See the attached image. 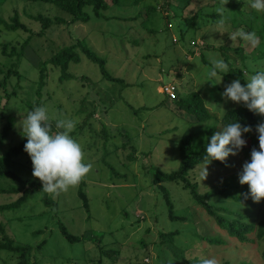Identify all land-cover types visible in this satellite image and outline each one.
I'll return each mask as SVG.
<instances>
[{
	"label": "rangeland",
	"instance_id": "374dc122",
	"mask_svg": "<svg viewBox=\"0 0 264 264\" xmlns=\"http://www.w3.org/2000/svg\"><path fill=\"white\" fill-rule=\"evenodd\" d=\"M241 1L243 6L236 16L253 11L248 7V0H145L137 5H111L104 13L110 17L109 20L60 24L44 33L35 17L38 13L52 18L66 17L55 6L25 0H6L2 4L0 15L4 19L8 20L17 13L19 22L29 29L28 32L20 29L9 31L0 24V80L13 65L12 69L20 75L8 76L12 82L8 86L10 98L0 89V115L3 112L15 120L11 137L3 148L23 142L19 121L31 108L39 106L36 104L39 101L49 113L53 131L56 130L55 120L59 118L73 119L79 124L76 127L81 126L79 130L74 128L72 136L81 144L85 162L92 165L90 172L77 185L58 192L59 195L49 193L59 203L55 213V210L45 206L43 194L38 192L19 210L0 214L1 219L11 220L10 235L18 244L33 248L42 245L41 251L36 252L37 264H98L96 261L99 259L102 264H143L147 263L145 259L150 260L149 264H159L158 251L153 245V241L159 240V231H170L176 227L185 229L180 222L167 220L158 190L149 183L154 174L146 167L165 168L166 172L176 169L181 136L186 133L193 135L199 148L222 127L216 119L198 123L194 115L179 109L178 98L192 91L198 92L207 108L221 119L225 109L236 106V103L221 96L225 85L233 81L226 78L233 61L236 69H243L244 78L264 68V57L258 51L260 37L256 31L258 39L255 46L229 39L231 34L248 32L249 29L245 25L235 29L241 21L234 23L231 20L234 17L231 4L238 5ZM193 17L196 21L191 26ZM221 17L224 24L218 27ZM79 40L104 58L107 69L115 78L122 79L123 84L103 80L99 67L83 56L80 63L70 65V73L76 79L65 82H60V70L53 71L52 65L47 64V75L41 88V65L64 47L78 45ZM3 45L8 46V54L3 53ZM13 47L20 56L10 55ZM236 48L244 50L243 62L240 61V54L235 52ZM211 58L228 60L227 70L216 78L209 76ZM178 73L180 76L174 78V74ZM169 81L175 82L177 87L178 92L173 97H167L162 92V85ZM37 91H40V96ZM6 123V117L0 119V131ZM104 126L107 127V134L102 135ZM164 129H169V132L159 135ZM126 133L128 136H125ZM129 137L138 148L134 162H128L124 148L114 151L123 147ZM236 157L241 159L242 166L250 160L244 154ZM106 164L113 166L116 174H125L126 177L118 179ZM233 165L239 181L242 166ZM11 167L24 178L41 183L32 175L27 153L15 158ZM219 171L214 169L210 172L213 176L211 181L202 185L204 191L219 189L226 184L215 175ZM81 184L85 185L90 211L83 207L78 197V186ZM11 185L10 179L0 180V188L8 189ZM207 185L210 186L205 188ZM174 190L175 199L182 202L181 207H188L187 193L179 186ZM239 192L246 194L241 190ZM16 199L10 193L0 194V205L13 203ZM254 203L256 207L253 209L243 207L252 220L258 214L264 215V200ZM192 211L200 213L196 209ZM205 218L202 215L196 220L200 219V224H197L200 234L218 235L219 231L209 226ZM58 221L65 224L73 235L82 237L86 233L87 237L82 242L71 244L55 225ZM39 230L43 233L33 235ZM145 235L147 249L138 247ZM193 246H188L192 253L200 255L204 252L205 258L215 257L217 264L224 259H234L236 264L244 258L254 262L255 257H260L264 239L258 246L246 247L253 249L252 252L241 251L240 246L232 244L222 247L205 243L202 252ZM147 253L150 257H144ZM160 258H163L162 253ZM17 261V256L0 253V264H17Z\"/></svg>",
	"mask_w": 264,
	"mask_h": 264
},
{
	"label": "trees",
	"instance_id": "16d2710c",
	"mask_svg": "<svg viewBox=\"0 0 264 264\" xmlns=\"http://www.w3.org/2000/svg\"><path fill=\"white\" fill-rule=\"evenodd\" d=\"M6 0H0V7L4 4ZM27 2H42L46 4H51L55 6L59 12L66 15V17H50L45 16L41 13L35 17V20L39 21L42 25L41 32H45L54 26L60 24L74 25L78 23L87 24L93 19H102L109 20L110 17L105 16V12L109 10L111 5L115 6H127V5H137L142 3L145 0H25ZM232 5L231 13L234 14V17H231V20L235 23L236 21H241L238 25L235 26V29H240L242 25L247 26L248 31H256L260 37V43L258 46V51L260 55L264 57V12H250L245 15L241 12V15H238L237 12H240V8L243 6L241 1L238 5ZM239 20V17H241ZM18 14L16 13L14 17L6 20L0 15V24L6 27L9 31H18L23 30L28 32L29 29L19 22ZM196 17H193L190 21L191 26H194ZM238 43L241 41L239 38ZM194 42V40H192ZM242 42V41H241ZM194 45V44H193ZM24 48V47H23ZM4 54H8V46L3 45L2 49ZM228 51V50H226ZM236 53L240 54V61L245 60L244 50L242 48H236ZM18 55L16 47H13L10 51V55ZM86 57L89 61L95 63L102 74L103 80H108L113 83L123 84L122 79L115 78L112 73L107 69V61L97 55L89 46L83 41L79 40L78 45L64 47L58 53H56L51 59L41 65V85L43 86V80L46 74V65H52V70H60V82H65L70 79H76V76L70 73V65L78 64L81 62L82 57ZM207 63V61H204ZM228 62V60L226 61ZM230 65V64H229ZM15 65L12 66V68ZM235 61L230 65V73L226 78L229 79H240L241 84H245V78L243 75V69H236ZM9 69L7 75L0 80V89H3L6 92L8 98L11 97V92L8 90V86L12 84L9 81V75H16L20 77L19 73L13 69ZM0 71H2L0 69ZM180 76V74H174V78ZM172 84L175 86V82L169 81L164 83L162 86ZM39 96L41 95L40 91L36 92ZM2 95L0 94V98ZM169 97V96H167ZM179 109L186 111L196 117L198 123L208 121L210 119L218 120L223 126L226 123L238 120L242 125L247 124L252 127V132L245 134L244 139L246 140V146L238 153L244 154L246 157H250V152L252 148H257L258 150V140L257 133L255 132V126L258 123L264 122V116L253 114L248 111L242 104H236V106L229 107L224 110L223 116L221 119H218L216 113L210 111L200 93L190 92L184 97L178 98L176 102ZM36 104L40 106V102L37 101ZM38 107V106H37ZM7 109V104L3 107L5 111ZM33 109V108H31ZM6 117L7 123L6 126L0 131V180L10 179L12 185L8 189L0 188V194L10 193L17 197L16 201L11 203H4L0 205V214L5 212L19 210L27 204L31 197L41 192L43 194V202L47 208L50 210L58 211L59 203L57 198L54 199L49 193L42 191V183L35 181L33 179L24 178L21 174H18L11 165L15 163V158L26 153L24 151V144L26 140L24 138L23 142L18 145L10 146L6 149L3 148L4 143L11 137L12 130L15 126L14 118L7 117L3 112L0 115V119ZM79 125L75 124V127ZM77 130L81 126L76 127ZM120 132V131H119ZM169 132V129H164L159 135H164ZM101 134H107V127H102ZM125 136H128L126 133ZM110 139V138H109ZM108 139V141H109ZM128 141L124 143L123 147H117L114 149L115 152L119 148H124V152L127 151L126 157L128 162H134L137 159L138 148L132 144L131 137L127 139ZM107 141V142H108ZM180 145L178 146V153L176 159L179 160V164L176 169L166 172V169H161L160 167H146L147 170H150L154 174V177L149 178V183L151 186H154L158 190V195L162 200L163 208L167 214V220L178 221L184 227L185 230L178 229L177 227L170 231H159V240L153 241L155 246V251H158L157 258L159 264H199L201 258H205L206 253L202 252L205 250L203 244L207 243L213 246H222L227 247V245H238L241 251L252 252L253 249H248L246 247L258 246L260 242L264 239V215H256V219L252 220V216L243 209V207L255 208L256 205L248 195V187L246 185H241L238 181V172L234 170L233 164H238L242 166V161L239 157L234 158V156H229L225 163L219 161H212L208 166L209 175L206 179L202 181L200 176V171L203 168L202 157L206 144H203L201 147L197 148L195 141L193 140V135L185 134L181 136L179 140ZM242 152V153H241ZM237 155V156H238ZM234 159H233V158ZM107 167L111 170V174L117 175L118 179L125 178V174H116L113 169V166L106 164ZM151 166H154L151 164ZM214 169H217L215 175L218 178L226 183L222 188L213 189V190H203V184L205 182L211 181L210 178L213 176L210 172ZM226 172L224 173V171ZM242 170V169H241ZM222 172V173H221ZM241 172V171H240ZM225 179V181H224ZM84 184L78 186V197L81 202H83V207L90 211L89 198L84 191ZM180 187L182 191L186 192L190 204L188 207H181V201L175 199V190L174 188ZM210 185H207L205 188H208ZM174 190V191H173ZM244 191L246 194L241 195ZM59 195V193H58ZM192 209L199 210V214L194 213ZM49 211V210H48ZM47 211V212H48ZM46 212V213H47ZM45 214V213H44ZM43 215V214H42ZM204 215L209 226H214L219 234L216 236H211L207 233L200 234L198 221L199 217ZM157 218V217H156ZM138 221H140L138 219ZM11 220H3L0 218V253H7L12 256H17V264H37L38 259L36 257V252L41 251V246L33 248L31 246H24L18 244L10 235V226ZM198 224V225H197ZM61 235L69 241L71 244L82 242L86 236L82 237L73 235L65 224L58 221L55 224ZM150 232V230H147ZM43 231H35L33 235H40ZM184 236V237H182ZM147 235L139 241L140 248H148ZM182 238L185 241H182ZM87 240V239H86ZM46 242L43 243L45 246ZM188 244V245H186ZM194 245V246H193ZM188 246H193V248L198 249L202 252L200 255L192 253V249ZM190 254H188V252ZM34 252V254H33ZM111 253V252H110ZM163 254V258H160V254ZM237 254V253H236ZM118 256V255H117ZM165 256V258H164ZM144 257H150V254L147 253ZM32 258L34 260L32 261ZM145 259V258H144ZM146 260V259H145ZM255 261L252 262L247 258H244L238 261L236 264H264V249H262L260 257H255ZM90 261L94 262L93 259ZM98 264H102V260L99 259ZM143 264H149V262ZM220 264H235L234 259H224Z\"/></svg>",
	"mask_w": 264,
	"mask_h": 264
},
{
	"label": "clouds",
	"instance_id": "9594fccd",
	"mask_svg": "<svg viewBox=\"0 0 264 264\" xmlns=\"http://www.w3.org/2000/svg\"><path fill=\"white\" fill-rule=\"evenodd\" d=\"M248 7L257 13L264 12V0H248ZM223 24L224 19L221 17L218 27ZM237 38L251 46H255L258 39L252 31H237L229 36L230 40ZM210 65L209 76L212 78L224 73L228 67L222 58H211ZM244 80L246 83L243 85L240 79L225 85L222 98L242 104L253 114L264 116V68L254 71ZM75 123L70 118L56 119V130L53 131L49 113L44 106L33 108L19 121L20 134L26 140L24 151L32 164V175L41 181L43 192L56 194L66 191L85 178L92 168L91 163L85 162L81 144L72 136ZM252 130L251 126L235 120L224 124L221 131L211 135L202 157V181L209 175L207 166L212 161L225 163L229 156L238 155L246 146L244 135ZM255 132L258 150L252 148L250 160L243 164L239 173V183L248 186V195L253 202L258 203L264 200V122L255 126ZM199 264H217V260L215 257L201 258Z\"/></svg>",
	"mask_w": 264,
	"mask_h": 264
},
{
	"label": "built area",
	"instance_id": "2783aa9c",
	"mask_svg": "<svg viewBox=\"0 0 264 264\" xmlns=\"http://www.w3.org/2000/svg\"><path fill=\"white\" fill-rule=\"evenodd\" d=\"M162 92L166 96L173 97L177 93V87L172 84L162 86Z\"/></svg>",
	"mask_w": 264,
	"mask_h": 264
}]
</instances>
